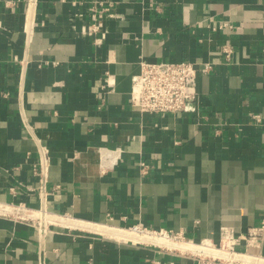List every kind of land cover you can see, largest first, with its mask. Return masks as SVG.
Wrapping results in <instances>:
<instances>
[{"label":"crops","instance_id":"obj_1","mask_svg":"<svg viewBox=\"0 0 264 264\" xmlns=\"http://www.w3.org/2000/svg\"><path fill=\"white\" fill-rule=\"evenodd\" d=\"M95 1L115 6L99 45L82 34L92 0H0V203L34 213L0 215V264H196L88 226L217 244L221 227L244 235L264 220V127L250 121L264 117V0ZM219 21L233 29L211 31ZM140 60L211 69L185 112L141 114L129 101ZM40 143L45 202L32 171ZM237 250L264 259V236Z\"/></svg>","mask_w":264,"mask_h":264},{"label":"built area","instance_id":"obj_2","mask_svg":"<svg viewBox=\"0 0 264 264\" xmlns=\"http://www.w3.org/2000/svg\"><path fill=\"white\" fill-rule=\"evenodd\" d=\"M80 2L85 3L86 0H80ZM92 4L89 8L91 23L83 29L82 34L91 37L94 45H99L105 39L103 21L104 19L114 17L112 11L115 6L109 1L92 0ZM232 29L233 26L226 21L216 22L210 27V30L213 32L230 31ZM222 52L226 54V57H229L230 50L227 47ZM138 66L139 71L132 78L129 92L131 110L141 114L147 113L158 116L185 112L189 105L197 99L199 76L207 74L211 69L209 64L203 65L200 69L197 68L196 64L187 61L150 63L140 60ZM105 83L109 84L108 79H105ZM250 121L256 126L264 127V117L260 114H252ZM36 155L37 158L33 163L32 171L38 178L39 194H41L42 201L45 202V188L50 165L49 151L46 146L40 143ZM140 165L145 169L146 165L144 163ZM58 188L55 187L54 189ZM0 207V215L14 216L22 219L33 218L30 217L33 211L23 204L0 203ZM39 212L45 213L46 211L40 208ZM41 217V214H39V217L35 218L38 221L36 222V230L39 240H43L48 231L46 223L40 222L39 218ZM48 221L51 222L50 220ZM123 231L139 239L140 242L138 243L141 244H154L151 241L163 239L165 241L189 245L192 249L187 252L193 256L196 264H245L239 256L247 255V252H239L237 248L242 244L248 247L258 245L264 236V220L258 226L248 229L244 235H237L234 229L230 227H221L219 229L217 244L211 239H202L196 243L183 233L163 229L156 231L141 224L134 225ZM146 239L151 241L145 242ZM38 264H46V262L43 258H40ZM86 264L94 263L89 260Z\"/></svg>","mask_w":264,"mask_h":264},{"label":"bare ground","instance_id":"obj_3","mask_svg":"<svg viewBox=\"0 0 264 264\" xmlns=\"http://www.w3.org/2000/svg\"><path fill=\"white\" fill-rule=\"evenodd\" d=\"M0 211H1V207H0ZM35 213H38V212H35ZM33 214L34 213H32L30 215V217H33ZM38 215H39V213H38ZM57 218H51L49 220L51 222H63L64 224H67L69 226L78 225V223L75 221L63 219V218H61L63 220H60ZM88 227H90L89 229H92V230L99 232L102 235H106L110 238L118 237V238H124V239H132V240L136 241V243L140 242L139 239L128 235L123 230H118V229H113V228H109V227H105V226H98V225H90ZM123 241H125V240H123ZM147 241H151V240L146 239L145 242H147ZM151 242L156 244V245L158 244L160 246H165V247H168L171 249H176V250L181 251V252H187V251L192 249L189 245H186L184 243L170 242V241H165L163 239H155ZM239 257H240L241 261L245 264H264V259L260 258V257L251 256V255H244V256H239Z\"/></svg>","mask_w":264,"mask_h":264},{"label":"rangeland","instance_id":"obj_4","mask_svg":"<svg viewBox=\"0 0 264 264\" xmlns=\"http://www.w3.org/2000/svg\"><path fill=\"white\" fill-rule=\"evenodd\" d=\"M127 240H130V239H127ZM257 263V262H256Z\"/></svg>","mask_w":264,"mask_h":264}]
</instances>
